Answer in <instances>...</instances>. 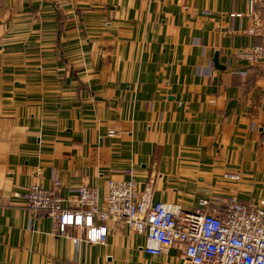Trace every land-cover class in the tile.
I'll list each match as a JSON object with an SVG mask.
<instances>
[{
    "label": "crops",
    "instance_id": "1",
    "mask_svg": "<svg viewBox=\"0 0 264 264\" xmlns=\"http://www.w3.org/2000/svg\"><path fill=\"white\" fill-rule=\"evenodd\" d=\"M254 1L0 0V264H184L112 221L105 244L54 236L23 201L36 183L71 209L81 185L105 208L109 180L186 211L264 202Z\"/></svg>",
    "mask_w": 264,
    "mask_h": 264
},
{
    "label": "built area",
    "instance_id": "2",
    "mask_svg": "<svg viewBox=\"0 0 264 264\" xmlns=\"http://www.w3.org/2000/svg\"><path fill=\"white\" fill-rule=\"evenodd\" d=\"M253 4L259 6L256 13ZM243 16L231 13L229 19L233 22ZM248 16L254 18L250 32L261 39L249 56L264 64V0L252 2ZM60 187L58 180L48 189L36 183L22 196L31 213H45L51 219L54 236L76 244L82 240L90 245L105 244L106 223L112 221L145 235V251L151 255L176 247L184 264H264V202L255 206L228 197L219 215L207 200H201L197 209L186 211L177 204L154 203L151 191L140 193L134 180H109L105 208L99 204L98 189L81 185L73 200L78 208L71 209L59 195ZM73 229L82 230L85 237H73Z\"/></svg>",
    "mask_w": 264,
    "mask_h": 264
},
{
    "label": "water",
    "instance_id": "3",
    "mask_svg": "<svg viewBox=\"0 0 264 264\" xmlns=\"http://www.w3.org/2000/svg\"><path fill=\"white\" fill-rule=\"evenodd\" d=\"M214 62H215V65H216L217 67L220 66V65H219V62H218V56H217V55L215 56V60H214Z\"/></svg>",
    "mask_w": 264,
    "mask_h": 264
}]
</instances>
